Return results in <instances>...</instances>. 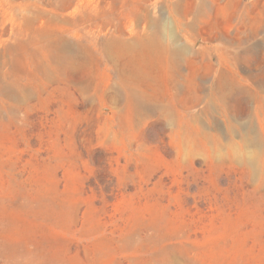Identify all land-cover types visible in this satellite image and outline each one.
Instances as JSON below:
<instances>
[{
  "label": "rangeland",
  "instance_id": "rangeland-1",
  "mask_svg": "<svg viewBox=\"0 0 264 264\" xmlns=\"http://www.w3.org/2000/svg\"><path fill=\"white\" fill-rule=\"evenodd\" d=\"M57 1L0 0V264H264V0H203L188 98L159 69L120 79L103 44L151 21L185 34L201 0ZM215 69L252 94L208 105Z\"/></svg>",
  "mask_w": 264,
  "mask_h": 264
},
{
  "label": "bare ground",
  "instance_id": "bare-ground-1",
  "mask_svg": "<svg viewBox=\"0 0 264 264\" xmlns=\"http://www.w3.org/2000/svg\"><path fill=\"white\" fill-rule=\"evenodd\" d=\"M69 1L70 0H67L61 4L60 1H57L58 7L59 8L60 6L62 7L64 4H66V2ZM201 1H200L201 3H199L198 6L195 5L197 6V12H195L196 14L193 21H191L186 26L185 29L186 33L185 34L183 33L184 35L181 34L184 36L185 41H182L180 39L181 35L177 33L178 31L174 32L172 31V29L170 31L168 30L170 27L167 28L166 26L163 25L161 26L157 24V22L155 21H151L149 23L150 32L138 30L129 39H121L114 36L107 38L105 40V43L103 44L104 45L103 48L108 59L118 66V73L120 79L125 81L128 80L130 82L134 80H136V82L143 81L146 84H151L157 78L155 69H159L167 77L172 79V82L176 88V92H175L176 95L181 94L180 92H183V94L188 92V91L185 92L183 90L181 91L179 90L181 79L185 75H187L191 80L194 81L192 82V85L194 86L195 89L199 91L198 86H200V82L197 80L200 79L196 65L198 64V58L201 56L202 57L205 56L206 49L208 47L206 45H202L200 49H196L191 47V43L192 40L197 35V27L194 20L198 21V19L203 15H205L209 10V4L203 0ZM86 2H92V0H87ZM231 4L232 2L230 1V5ZM232 6H234V4H232ZM177 27L179 26L177 25ZM212 27L213 26H211V28ZM253 29L249 31L250 33H248L247 39H252L255 36V32ZM216 36L221 39V45L219 46V48H222L223 51L229 48L230 46L234 45L233 39L229 38L224 32L220 33V35L216 33ZM65 46L66 45L63 44V41H58L53 39L49 40L47 43L48 49L51 50V52L53 53L60 51V48ZM253 52H254V45L244 46L241 48V50L235 49L234 52H228L231 55V57L227 54L225 56L221 55L220 60L227 62L230 65L237 64L238 65L237 67L239 68V64L246 62L249 59L251 53ZM66 55H65L66 59L64 58V60L62 58L60 59L59 56H56L54 60L55 61H57L58 59L60 61L63 60L67 65L68 63H71L72 60L71 61L68 60L67 63V59L70 58ZM184 70H186V72H184ZM230 71L232 72V75L236 77L237 80H239V83L233 84L229 82L230 80L233 82L232 80L233 78L231 79L230 76H226L225 72L221 70L216 72L215 69L216 78L214 76V78L210 81L211 83L202 86V90L204 91L203 97L205 98V101L208 105L209 104L211 105L213 103L224 102L229 96L236 97L242 93H245L247 95L252 94L251 92H249V90H245L241 86L242 85L241 81L244 80V77H242L239 74L240 72L238 73L237 69L236 70L231 69ZM248 77L252 78L253 76L249 75ZM253 78H254L253 82L255 83L256 88L258 89V92L255 93L257 95L260 92L259 88H261L262 84L255 77ZM127 95L130 101L129 104L130 108H135V109L139 108V110H140L139 105L143 101L149 99L147 97L146 91L143 90L135 91L134 88L132 87L127 89ZM186 96L188 98V93ZM185 98H186L185 95L181 96V99L184 100ZM145 110H149V108Z\"/></svg>",
  "mask_w": 264,
  "mask_h": 264
}]
</instances>
